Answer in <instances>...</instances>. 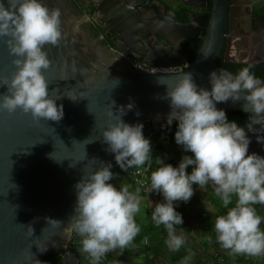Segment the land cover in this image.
Listing matches in <instances>:
<instances>
[{
	"label": "clouds",
	"instance_id": "1",
	"mask_svg": "<svg viewBox=\"0 0 264 264\" xmlns=\"http://www.w3.org/2000/svg\"><path fill=\"white\" fill-rule=\"evenodd\" d=\"M2 38H6L16 71L11 77L0 76V89H7L0 94V111L14 113L21 109L37 121L62 120L64 105L57 103L61 96L50 94L43 71L52 63L44 46L58 45L62 39L60 10L49 8L44 0H0ZM252 68L249 64L236 74L214 69L209 73L210 89L199 87L194 73L185 72L166 90L164 98L171 110L162 127L178 122L175 141L185 153H192L185 154L178 166L157 156L159 166L150 176L149 191L162 193L164 198L155 205L152 220L166 228L165 242L172 251H178L185 243V237L176 233V226L184 223L183 214L177 211L178 203L191 200L194 184L203 189L211 182L222 206L228 209L215 219L217 241L232 254H264V229H261L264 217L255 207L264 205V155L249 153L248 135L249 131L256 133L254 125L264 128V79L256 76ZM242 97L246 101L244 110L253 114L247 130L230 121L225 109L217 107L218 103L230 99L235 102ZM115 104L113 100L108 111L115 119L105 128L102 141L107 145L106 151L115 154L113 164L125 173L146 164L150 167L153 145L144 133V124L123 119L135 102L118 108ZM256 139L264 143V136L257 135ZM112 169V163H103L75 184V214L66 228L81 237V250L91 257L93 264H98L109 251L126 248L141 231L136 220L142 200L140 189L132 192L128 185L117 187L112 183L117 175ZM234 196L235 206L229 208ZM46 219L56 226L63 223L51 217ZM34 231L32 223L28 224L27 235L32 237ZM33 244L41 253L49 247L39 240ZM24 255L29 264L41 262L33 260L31 251ZM190 259L191 256L185 257V264Z\"/></svg>",
	"mask_w": 264,
	"mask_h": 264
},
{
	"label": "water",
	"instance_id": "2",
	"mask_svg": "<svg viewBox=\"0 0 264 264\" xmlns=\"http://www.w3.org/2000/svg\"><path fill=\"white\" fill-rule=\"evenodd\" d=\"M130 1H92L97 13L106 17L107 27H102L103 31L114 37L116 47L126 56L114 58L85 30L88 17L80 18L69 0H44L49 8H58L61 12L62 39L58 45L44 46L52 63L43 71L49 81L50 94L61 96L57 103L64 105L65 115L60 121H37L21 109L14 113L0 111V264H29L24 255L26 251H31L33 260H40V264H47L51 254L63 257L60 264H80L76 254L64 256L73 235V231H66V228L75 214V184L103 163H116L115 154L107 152V145L102 142L105 128L115 119L108 115L113 100L115 108L134 101L135 107L123 119L144 124L167 117L171 108L164 98L166 90L174 86L183 73H194L198 86L210 89L212 70L231 72L219 65L229 17L234 32V15L232 18V12L230 15L228 12L229 0H204L207 4L188 2L199 8L212 6L211 13L193 14L189 23L179 17L173 19L182 43L171 50L152 49L147 44V29L137 15L131 16L134 8L129 5ZM141 6L136 9L140 10ZM124 16H127V26L119 28L118 23H122ZM109 17L113 21L111 25ZM133 19L142 28L135 31L134 38L129 36L131 28H135L129 24ZM140 40L146 46L141 50ZM5 41L6 38L0 39V76L11 77L16 66ZM229 42L232 43L231 39ZM194 57L195 61L189 64ZM131 58L179 70L137 68ZM6 90V87L0 89V94ZM245 103L242 97L239 101L230 99L218 103L217 107L249 114L252 119L253 114L243 108ZM137 112L141 114L137 116ZM240 126L247 130V124ZM254 127L256 133L248 132L251 137L249 153L264 155V143L256 139L257 135L264 136V128ZM48 217L63 223L52 225ZM30 223L35 229L32 237L27 235ZM35 240L48 244V250L41 253L33 244Z\"/></svg>",
	"mask_w": 264,
	"mask_h": 264
},
{
	"label": "flooded vegetation",
	"instance_id": "3",
	"mask_svg": "<svg viewBox=\"0 0 264 264\" xmlns=\"http://www.w3.org/2000/svg\"><path fill=\"white\" fill-rule=\"evenodd\" d=\"M69 1L72 8L80 18L83 16L88 17V22L84 27L85 30L91 35V37L107 53H109V55H112L114 58H120L121 56L116 52L120 54L121 52L116 47L115 41L113 39L114 37L110 33L108 35V33L104 32L102 29V27H107L106 23L104 22V19L106 20V17L100 13H97V6L92 3L93 0ZM192 1L197 2L198 4H207L206 1L204 2V0H131L129 5L134 8H132L133 13L131 14V16H133V14L137 15V17L139 18L138 21H140L142 25H144L147 29V33L145 35L148 40L147 44H149L150 47H153L152 49H154L155 47H159L163 50H171L170 48L179 47L182 43L180 41L182 40L180 37V33L177 32L173 19L179 17L183 22L189 23L191 22L190 16L193 14H201L203 16L206 13H211L212 6H209L208 8H199L191 6L188 3ZM248 2L251 1L229 0L228 12L229 15L232 12V18L234 15V18L232 20L234 22V32L232 33L233 29L231 25V19L229 17L226 44L223 50L222 57L219 61V65L222 64V60L224 63H227L229 65H236L240 63L258 64L264 61V7L262 8V13L259 14L257 13V8L254 6L253 2H251L252 5H250ZM136 6H141L140 10H137ZM232 9L234 11H232ZM109 21V25H111L113 21L110 20V17ZM138 21L133 19V22L129 23L135 27L133 29L130 27L131 30L129 36L132 38H134L136 30L142 29ZM121 22L122 23H118L120 25L119 28L127 26V16H124L123 21ZM230 39L232 43L229 42ZM135 43L137 44V42ZM143 43L145 42L143 41ZM139 45V50H141L142 47H146L142 44V41L139 42ZM241 53L244 54L243 60L237 58V54L239 57H242ZM248 57L249 59L247 60ZM132 59L135 60L134 58ZM227 59H229V62H227ZM191 61L189 62V64H192ZM260 65H263L264 67V64ZM248 123L249 121H244L239 125ZM185 154L188 153L183 152V150L181 149H178L176 153L172 150L170 158L165 156V159H168V163H172V160L174 162L177 159L181 160ZM191 170L192 166H189L188 171L191 172Z\"/></svg>",
	"mask_w": 264,
	"mask_h": 264
},
{
	"label": "crops",
	"instance_id": "4",
	"mask_svg": "<svg viewBox=\"0 0 264 264\" xmlns=\"http://www.w3.org/2000/svg\"><path fill=\"white\" fill-rule=\"evenodd\" d=\"M159 147L153 150V156H156L157 150L162 154L161 157L165 158L163 155L164 151H169V149ZM165 162L168 163V159H165ZM171 162V164L174 165L175 162ZM175 166H178V164ZM119 169V165H115L113 172L115 171L116 174L121 172ZM118 178V174L114 176L115 180ZM130 183L131 188H129L131 190L133 188L132 186L136 185L132 182ZM115 185L120 187L123 183ZM193 187L195 193L192 198H196V208L198 209L189 205L190 201H181L177 205V211L183 214L184 223L183 225L176 226V233L185 237V243L178 251H172L168 248L165 242L168 238L166 228L163 225L157 226L152 220V213L155 205L162 202L164 199L162 193L156 191L153 193L147 191L145 193L143 190H140L139 194L142 200L149 202V224L143 225L139 223L141 227L140 233L126 248H117L115 250L110 264H185L184 258L188 256H191V259L187 261V264H248V261H253V264H255V261H259L261 257H264V254L249 256L247 260L241 261L243 257L242 254H232L230 250L223 248L217 241L214 225L216 217L221 214H226L228 209L222 206L220 198L215 195L216 192L211 182L203 189L195 185H193ZM210 196L212 198L211 200H209ZM215 201L217 204H214ZM183 206L191 213L185 211L184 208H182ZM261 206L262 205H259L260 213L258 214L264 217V210L262 211L264 207ZM145 240H147V243H145ZM81 252L82 251L73 254H76L80 259V264H83L89 255Z\"/></svg>",
	"mask_w": 264,
	"mask_h": 264
},
{
	"label": "built area",
	"instance_id": "5",
	"mask_svg": "<svg viewBox=\"0 0 264 264\" xmlns=\"http://www.w3.org/2000/svg\"><path fill=\"white\" fill-rule=\"evenodd\" d=\"M118 55H120L122 58H126L124 54H120L116 52ZM132 63L137 68H142L150 71H166V70H177L175 68H164V67H157L152 66L147 63L137 62L130 59ZM166 123V117L158 119V120H152L144 123V133L147 137L151 138V141L154 142L157 146V149L160 144L166 143L171 139L170 132H172L173 128L176 125V122H173V124L167 128L162 127L163 124ZM152 162H153V156L151 161V166L149 167L147 164L143 166L142 168H130L126 173L128 178L136 185L137 188L140 190H143V192H147L149 190L150 185V176L153 171L152 169ZM75 232L73 231V234ZM80 244V240L78 238H75L73 235L67 245V247L64 250V256H71L73 254V251L76 246ZM116 250V249H115ZM115 250L109 251L104 257L101 258V260L98 262V264H110V258L114 256ZM83 264H93V261L91 257L89 256L87 260ZM118 264V263H114Z\"/></svg>",
	"mask_w": 264,
	"mask_h": 264
},
{
	"label": "trees",
	"instance_id": "6",
	"mask_svg": "<svg viewBox=\"0 0 264 264\" xmlns=\"http://www.w3.org/2000/svg\"><path fill=\"white\" fill-rule=\"evenodd\" d=\"M263 11V9L260 10H257V13L261 14ZM207 28V27H206ZM206 35V29L204 30L203 32V37ZM202 45V41L200 42L199 44V48H198V51L200 50V47ZM196 57H194L191 61V63H193L195 61ZM249 64H236V65H229L227 63H224L223 60H222V64L220 65L221 67L227 69V70H230L231 72H233L234 74L238 73L239 70H241L242 68L248 66ZM253 65V68H252V71L256 74V76L260 77L261 79H264V67L263 65H260V64H251ZM227 115H228V118L229 120H234L236 122H238V124L240 123H243L244 121H250L251 117L249 114H245V113H242V112H234V111H227ZM177 125H178V122H176V125L175 127L173 128L172 132H170V135H171V139L167 142H170L172 144H174V148L172 147L171 149H169L170 151H174L175 153L178 151V149H181L183 150L182 146L178 145L175 141V132L177 131ZM164 145V143L160 144L159 148H162ZM184 152V150H183ZM189 155H191L190 153H188ZM173 161V160H172ZM180 160L177 159L174 163V166L179 164ZM113 165V168L116 164H112ZM157 163H156V160H155V157L153 156V162H152V169L153 171L156 170L157 168ZM113 170V169H112ZM125 173V172H124ZM126 174V173H125ZM130 181V180H129ZM131 182V181H130ZM120 184V183H119ZM216 195V194H215ZM235 202H236V197L234 196L233 197V202L232 204H230L228 207L231 208L233 206H235ZM214 204H217V202L215 201ZM259 205L260 204H257L255 205L256 209H257V212L260 213V210H259ZM259 210V211H258ZM73 236L75 238H78L79 240H81V237H79L76 233L73 234ZM82 248V245L81 243L75 247L73 253H77V252H80L82 251L81 250ZM83 252V251H82ZM81 252V253H82ZM242 260H247V258H249V255H246V254H242ZM112 258V257H111ZM110 258V260H111ZM109 260V261H110ZM63 261V257L60 255V254H51L49 257H48V260H47V264H60L61 262ZM216 264H222V263H216ZM224 264H227V263H224Z\"/></svg>",
	"mask_w": 264,
	"mask_h": 264
},
{
	"label": "rangeland",
	"instance_id": "7",
	"mask_svg": "<svg viewBox=\"0 0 264 264\" xmlns=\"http://www.w3.org/2000/svg\"><path fill=\"white\" fill-rule=\"evenodd\" d=\"M251 2H253L254 6L257 8V10H260L264 7V0H250ZM251 2H248L250 5ZM256 10V11H257ZM194 12V11H193ZM244 51V50H242ZM242 57H239L237 54V58L242 59L244 58V54L241 53ZM246 57V56H245ZM249 59V57L247 58V60ZM153 145V150H155L157 148L156 144L154 142H152ZM174 146V144L170 143V142H166L164 143L163 147H165L166 149H171ZM164 150V149H163ZM162 154L156 150V156H161ZM164 156H167L168 158H170L171 156V151H164ZM159 166V165H158ZM120 168V167H119ZM121 172L117 173L119 175V178L117 180H115L113 178V184H119V183H123V185H128L131 188V183L129 181V178L126 176V174L123 172V170L120 168L119 169ZM114 173H116L114 171ZM196 187H199L198 185L194 184ZM133 188L130 190L132 192H135L137 187L136 186H132ZM154 192V191H153ZM152 192V193H153ZM211 196L209 197V200H211ZM197 204V200L196 198H192V200H190V204L191 206H193L194 208H196ZM188 205V204H186ZM185 206V205H184ZM184 206L182 208H184ZM261 207H264V205H262ZM149 202L145 201V200H141V206H140V212L136 215V219L138 220V224L141 223L143 225H148L149 224V220H150V215H149ZM191 208V207H190ZM206 208V207H205ZM198 209V208H196ZM185 211L191 213L190 211L187 210V208H184ZM264 209H262L263 211ZM193 211V210H192ZM261 229H264V223L261 224ZM248 264H253V261H248ZM255 264H264V257H261L259 261H255Z\"/></svg>",
	"mask_w": 264,
	"mask_h": 264
}]
</instances>
